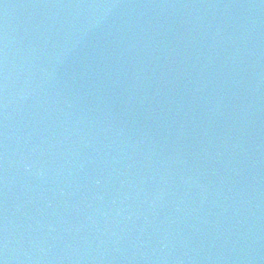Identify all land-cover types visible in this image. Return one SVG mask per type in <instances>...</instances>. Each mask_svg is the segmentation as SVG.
<instances>
[{
  "label": "water",
  "instance_id": "water-1",
  "mask_svg": "<svg viewBox=\"0 0 264 264\" xmlns=\"http://www.w3.org/2000/svg\"><path fill=\"white\" fill-rule=\"evenodd\" d=\"M3 264H264V0H0Z\"/></svg>",
  "mask_w": 264,
  "mask_h": 264
},
{
  "label": "snow or ice",
  "instance_id": "snow-or-ice-1",
  "mask_svg": "<svg viewBox=\"0 0 264 264\" xmlns=\"http://www.w3.org/2000/svg\"><path fill=\"white\" fill-rule=\"evenodd\" d=\"M0 264H3V260H0Z\"/></svg>",
  "mask_w": 264,
  "mask_h": 264
}]
</instances>
